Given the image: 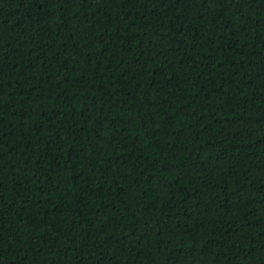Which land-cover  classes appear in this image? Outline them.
Wrapping results in <instances>:
<instances>
[{"label": "trees", "instance_id": "obj_1", "mask_svg": "<svg viewBox=\"0 0 264 264\" xmlns=\"http://www.w3.org/2000/svg\"><path fill=\"white\" fill-rule=\"evenodd\" d=\"M0 264H264V0H0Z\"/></svg>", "mask_w": 264, "mask_h": 264}]
</instances>
